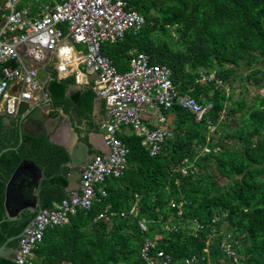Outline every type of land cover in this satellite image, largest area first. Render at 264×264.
<instances>
[{"label":"trees","instance_id":"obj_1","mask_svg":"<svg viewBox=\"0 0 264 264\" xmlns=\"http://www.w3.org/2000/svg\"><path fill=\"white\" fill-rule=\"evenodd\" d=\"M124 1L144 17L145 25L136 34L127 32L122 40L104 44L102 54L116 67L130 49L148 55L150 63L171 70L181 93L211 103L212 110L196 122L194 115L173 106L168 111L173 138L154 156L140 138L119 135L129 149L122 177L105 181L106 197L90 209L78 210L66 224L47 230L34 251L39 261L32 264H147L141 257L146 241L152 243L149 259L169 255L170 264H183L186 258L193 259L191 264H264V96L257 94L249 104L230 102L232 95L216 84L219 80L231 87L242 66L250 70L243 82L258 90L264 87V0H162L159 5L155 0ZM199 70L206 77L213 70L214 79L200 83ZM51 78V108L72 112L76 123L84 122L86 130L76 133L87 143L97 100L91 85L69 92L73 78L58 80L55 72ZM222 114L232 119L235 130L214 143L209 126L218 124L219 129ZM1 119L0 152L6 150L0 155V246L36 215L24 212L4 219L6 184L17 166L31 160L43 169L40 207L53 209L66 199L63 165L69 159L46 136L20 140L17 118L7 128ZM225 140L234 147H225ZM181 166L190 168L186 176ZM212 167L218 176L211 174ZM132 207L135 213L129 214ZM101 214L107 219L98 218ZM228 234L233 256L222 246ZM17 245L13 240L7 247ZM10 259L0 258V264H10Z\"/></svg>","mask_w":264,"mask_h":264},{"label":"built area","instance_id":"obj_2","mask_svg":"<svg viewBox=\"0 0 264 264\" xmlns=\"http://www.w3.org/2000/svg\"><path fill=\"white\" fill-rule=\"evenodd\" d=\"M21 1L4 0L1 7L0 63L12 61L18 67L1 69L0 113L15 117L21 102L49 101L47 84L39 80L36 66L44 68L54 63L56 78L62 80L68 77L70 66L77 61L86 75L93 76L91 89L104 103L108 119L100 129L109 152L97 154L86 163L80 173V192L70 194L53 209H41L35 215L19 238L17 254L10 264H30L47 230L66 224L78 210H88L106 197L105 181L120 178L127 168L129 149L119 139L120 133L130 130L141 139L148 154L154 156L171 137L165 125L166 113L173 106L187 110L197 122L212 110L211 104L202 106L190 95L179 93L173 85L171 70L150 63L148 55L129 50L128 70L119 72L102 54L103 44L116 43L127 32L136 34L145 25L144 17L124 0H49L38 6L34 14L30 7L21 6ZM76 45L82 46L84 52L73 60ZM79 74L82 73L76 72V83ZM16 84L21 89L11 93L10 88ZM189 170L180 167L183 176ZM108 210L109 206L105 211ZM134 213L135 207H132L129 214ZM98 218L107 219L105 214ZM144 224L140 221V228L143 229ZM229 238L230 235L225 236L222 246L228 256H233ZM151 246L152 243L146 241L141 250L147 264H170L169 255L158 254L149 259ZM192 262L193 259L186 258L183 264Z\"/></svg>","mask_w":264,"mask_h":264},{"label":"water","instance_id":"obj_3","mask_svg":"<svg viewBox=\"0 0 264 264\" xmlns=\"http://www.w3.org/2000/svg\"><path fill=\"white\" fill-rule=\"evenodd\" d=\"M3 2L4 0H0V13ZM38 109L39 106L32 107L28 102H21L19 104L15 117L19 121L20 140H22V137L39 139L46 136L51 144L63 148L69 158L68 162L65 164L68 168L66 179L68 182L67 188L69 189L72 184H75L80 179V173L86 163L90 160L89 158L91 155L89 154V150H95L100 154L107 153L102 152L97 147L94 148L89 141L87 143L79 142L78 135L73 131L69 122L67 123V126H70L69 130H71V133L58 137L56 130L54 132H50L45 123V115L43 113L41 114ZM106 148L108 149L107 146ZM5 150H2L0 155ZM42 177V170L31 160H23L17 166L6 184L4 197V219L13 220L24 212L37 214L41 210L36 195L38 193L39 183ZM30 189L35 190L32 198L26 196V191H29ZM30 223L28 225H30ZM23 231L16 236L8 238L0 246V258L11 257L12 259L17 254V248H8L7 244L13 240H19Z\"/></svg>","mask_w":264,"mask_h":264},{"label":"crops","instance_id":"obj_4","mask_svg":"<svg viewBox=\"0 0 264 264\" xmlns=\"http://www.w3.org/2000/svg\"><path fill=\"white\" fill-rule=\"evenodd\" d=\"M49 1V0H47ZM45 2H43L42 0H22L21 1V6H28L30 7L31 9V13H35L36 10H37V7L44 4ZM63 32H65L64 30V27L61 26ZM105 44H109L108 42L105 43ZM111 44H114V43H111ZM104 45V44H103ZM131 50V49H130ZM82 51L84 52L82 46H79V45H76L74 46V52H72V55H73V60H75L76 58H78L80 56V54L82 53ZM129 51V50H128ZM127 51V52H128ZM135 51V50H134ZM127 52L125 53V55L123 54V57L122 59H124L118 67L119 70H123V72L127 71L128 70V54ZM137 52V51H135ZM12 61H8V62H5V63H0V72H1V69L5 66L13 69L15 67H18V64L15 63V62H12L14 63V67H10L8 66ZM54 63H51V64H48L47 66H45L44 68H41L38 66H36L35 68L36 71H37V76L39 78L40 81H44L46 82L47 84V89H48V85H49V82L51 81V76H52V73L55 72V69H54ZM118 70V71H119ZM125 70V71H124ZM70 73L68 74V77H71L74 79V83H75V86L74 88H72L70 91H77L79 89H81L82 87H85V86H88V85H92V81H93V76H89V75H86L84 73V70H83V67L81 65H79L77 63V61H74L72 66H70ZM76 72L78 73H82V74H79V82L76 83V78H75V75H76ZM120 72V71H119ZM209 76L204 79V80H201L200 79V82H207ZM214 79V75L212 76V78L208 81H211ZM173 81V80H172ZM217 81V80H216ZM220 82V81H219ZM174 85V83H173ZM175 86V85H174ZM217 86H223L222 82L220 85H217ZM175 88L177 89V87L175 86ZM21 89L20 85L16 84V85H13L11 88H10V92L11 93H14V92H18L19 90ZM178 90V89H177ZM179 93H181L179 90H178ZM181 94H188V93H181ZM227 94V93H226ZM190 95V94H188ZM194 98V97H193ZM196 99V98H195ZM196 101L198 102V100L196 99ZM199 103V102H198ZM200 105L202 106H205L207 104H211V103H206V104H201L199 103ZM30 105L32 107H37L39 106V109L40 110V113L44 114V118L46 119L45 120V123L47 125V129L50 131V132H54L55 130L57 131V136L61 137V136H64L68 133H71V130H69V127L71 126L73 128V131L76 133V129L78 130H82V131H85V127H84V122H79V123H76V119L72 116V112H68L67 114L65 112H63L62 109H53L51 108L50 104H49V101L48 102H39L38 100H35V101H32L30 102ZM212 105V104H211ZM181 108V107H180ZM187 111V110H186ZM190 113V112H189ZM191 114V113H190ZM193 115V114H192ZM0 116H2V119H1V122L3 124V128L6 127L9 125V123L12 121V119L14 117H7V116H4L3 114L0 113ZM107 115H106V110H105V106H103V109L101 108V100H99L97 98V100H95L94 104H93V108H92V123L93 125L95 126L93 130L89 131L87 133V142L89 141L93 147H97L99 148L102 152L104 153H108V149L106 148L105 146V143H104V138H103V131L100 129V126L103 122H105L107 120ZM196 121V120H195ZM69 122V125L70 126H67V123ZM197 122V121H196ZM210 124V123H209ZM165 127L171 132V137L167 138V139H171L173 138V125H172V122H171V117L168 116V112L166 113V125ZM211 128H213V133H211ZM71 129V128H70ZM126 130V129H124ZM126 133H120L119 135H133L130 130H126L124 131ZM214 132H215V127L213 125L209 126V136H213L214 135ZM134 136V135H133ZM78 141L81 142L79 140V137H78ZM141 141V139H140ZM209 141V140H208ZM207 141V142H208ZM142 146V145H141ZM199 149V148H197ZM206 149V147H205ZM205 149H202L203 151ZM92 151V152H91ZM208 152V151H206ZM89 154H92L91 157L89 159L92 158V156H96L97 154H100L99 152L95 151V150H89ZM129 154V153H128ZM106 155V154H105ZM68 162V161H67ZM66 162V163H67ZM65 163V164H66ZM65 164L63 165V167L66 169V173H65V177L67 176V173H68V168L65 166ZM39 167V166H38ZM40 168V167H39ZM42 170V174H43V177L42 179L40 180V183H39V190H38V193L36 195V198L37 200L39 201V192H40V185H41V182L42 180L45 178V173L43 172V169L40 168ZM123 175V174H122ZM122 177V176H121ZM120 177V178H121ZM119 179V178H117ZM109 181L111 180H115V179H107ZM106 180V181H107ZM67 181V179H66ZM80 180H78L75 184H72L69 189L67 188L68 187V182H67V186L64 188V193L66 195V197H68L70 194L74 193V192H80ZM34 191L33 189H30L29 191H26V196H28L29 198H32V196L34 195ZM39 205H40V201H39ZM55 205V204H54ZM114 213V212H113ZM121 214H124V212L120 213ZM39 261V258H37L34 253L32 255V257L30 258V264L32 263H38ZM63 264H69V263H63Z\"/></svg>","mask_w":264,"mask_h":264},{"label":"rangeland","instance_id":"obj_5","mask_svg":"<svg viewBox=\"0 0 264 264\" xmlns=\"http://www.w3.org/2000/svg\"><path fill=\"white\" fill-rule=\"evenodd\" d=\"M43 2H46L47 0H42ZM157 2V4H161L162 0H155ZM171 34L173 35L174 32L171 31ZM187 71V69L185 70V72ZM212 74L209 75L210 77L208 78V80H210L212 78V76L214 75L213 70ZM198 72H200V75H205L203 70H199ZM250 72V70H246L244 67H240L237 68V74H239L240 77H237V79H234L231 83V87H229L228 85H223L221 86L222 88H224L225 92L227 94H231L232 95V99L230 102L233 101H239V100H244L246 104H249L251 102V100L254 98V96L261 95L264 96V87L260 90H258L255 86L249 84V83H245L241 80V78L247 76V74ZM201 80H204L202 78V76H200ZM207 80V81H208ZM200 83H204V82H200ZM217 85H220L219 80L216 81ZM231 88V90H230ZM226 114H222V117L219 119V123L222 124V126L218 129L217 125L215 126V132L214 135L212 136V139H214V143L219 140V138L222 136L223 133H231L232 131H234L235 129H231L234 128V123L232 122V119L230 120H225ZM235 118H239V114L236 115ZM217 130V131H216ZM211 133H213V128H211ZM225 147H234V145L231 143V141L225 140L224 141ZM205 149V147H204ZM207 150V149H205ZM217 150V149H214ZM212 175H216V170L214 169V167H212V169L210 170ZM186 176V175H185ZM218 176V175H216ZM219 182L221 183V179L219 180ZM180 212V211H179ZM194 234V231H193ZM229 236V234H228ZM236 257L241 258L240 256H238L237 254H235Z\"/></svg>","mask_w":264,"mask_h":264},{"label":"clouds","instance_id":"obj_6","mask_svg":"<svg viewBox=\"0 0 264 264\" xmlns=\"http://www.w3.org/2000/svg\"><path fill=\"white\" fill-rule=\"evenodd\" d=\"M3 5V4H2ZM201 76V75H200ZM203 76V75H202ZM206 77V76H205ZM208 77V76H207ZM210 77V76H209ZM192 97V96H191ZM14 118H16V117H14ZM94 156V155H93ZM80 180V179H79ZM67 198V197H66Z\"/></svg>","mask_w":264,"mask_h":264},{"label":"flooded vegetation","instance_id":"obj_7","mask_svg":"<svg viewBox=\"0 0 264 264\" xmlns=\"http://www.w3.org/2000/svg\"><path fill=\"white\" fill-rule=\"evenodd\" d=\"M90 155H92V154H90Z\"/></svg>","mask_w":264,"mask_h":264}]
</instances>
